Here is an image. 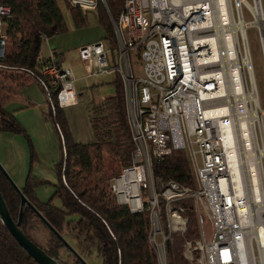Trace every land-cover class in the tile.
Segmentation results:
<instances>
[{
  "label": "built area",
  "instance_id": "built-area-1",
  "mask_svg": "<svg viewBox=\"0 0 264 264\" xmlns=\"http://www.w3.org/2000/svg\"><path fill=\"white\" fill-rule=\"evenodd\" d=\"M69 2L83 10L95 9V2L88 0ZM226 2L232 22L246 23L241 5L252 16L250 6L256 8L254 0ZM256 6L264 20L261 0ZM220 11V0H122L117 18L109 14L114 51L103 38L78 48L86 77L113 74L121 81L133 151L131 164L110 180V190L130 212L148 214V244L158 264H166L165 247L172 234L185 231L184 212L196 216L199 237L186 248L197 253V264H264V245L253 226L242 223L247 213L238 211L247 201V167L241 157L248 150L243 149L238 117L216 57L230 23L221 19ZM11 20L10 7L0 4V58ZM234 33L240 51L242 33ZM131 54L139 63L138 75L132 70ZM40 73L55 90L60 108L79 103L72 69L56 62L53 53L40 64ZM175 150L186 152L194 187L170 180L157 189L153 164ZM260 169L264 185L261 161ZM186 198L192 201L190 207L172 206Z\"/></svg>",
  "mask_w": 264,
  "mask_h": 264
},
{
  "label": "trees",
  "instance_id": "trees-1",
  "mask_svg": "<svg viewBox=\"0 0 264 264\" xmlns=\"http://www.w3.org/2000/svg\"><path fill=\"white\" fill-rule=\"evenodd\" d=\"M96 0L98 25L103 39L114 51L110 16L115 20L122 8V0ZM73 25L83 27L85 17L80 7L64 0ZM11 9L12 20L4 56L0 58V131L21 134L27 141L30 160L36 161L32 142L6 104L31 84L40 87L46 97L44 118L51 122L58 141L59 158L53 166L56 176L54 192L46 202L36 199L34 188L45 183L28 174L21 192L40 215L63 238L70 235L79 249L86 253L95 246L102 264H158L156 255L148 244L149 217L145 212H130L118 204L110 190V180L119 175L122 167L131 164L133 143L127 121L121 81L115 77L114 93L88 105V119L93 141L82 143L72 137L66 116L57 104L55 90L40 73L39 55L44 39L67 31L63 14L56 0H0ZM28 106H33L28 103ZM159 189L162 182L175 181L186 188L194 187V178L187 154L172 151L152 167ZM0 193L11 218L16 221L20 210L17 191L0 169ZM58 204H55V201ZM175 204L189 207L190 198ZM76 214V219H66ZM188 218L183 233H174L166 243V264H190L183 257L185 241H194L198 235L196 216L184 212ZM161 216H163L161 214ZM43 226L48 237L45 246L32 238V231ZM23 234L59 264V251L65 244L54 234L37 214L24 206L19 225ZM64 239V238H63ZM71 256V255H70ZM71 264H83L75 256ZM0 264H37L15 241L0 221Z\"/></svg>",
  "mask_w": 264,
  "mask_h": 264
},
{
  "label": "rangeland",
  "instance_id": "rangeland-1",
  "mask_svg": "<svg viewBox=\"0 0 264 264\" xmlns=\"http://www.w3.org/2000/svg\"><path fill=\"white\" fill-rule=\"evenodd\" d=\"M56 1L63 14L67 26V31L62 34L65 35V39L68 41L63 46H60V49L64 52L66 56L65 65L69 64L72 61L79 62L78 48L80 46L73 48L72 44L73 42H76L81 39H90L89 41H92L91 38L93 37L96 38V36L99 37V35L101 34V27L98 25L97 11L95 9L86 10L85 25L83 27H75L70 17L69 11L65 6L64 0H56ZM88 1L96 3V0H88ZM247 1L249 3H252V0H247ZM261 5L264 13V0H261ZM241 7H242L243 20L247 23V26L244 30V34L242 33L243 38L240 35L238 36L240 52L242 55H245L247 53L249 60V66L245 65L243 67L245 72L246 86L250 90L251 88H253L254 85L257 102L256 103L253 102L252 105L253 107L258 106L259 109L264 112V39L262 37V31L260 35L257 29V27L259 26L256 25L257 26L256 27L253 24L255 17L251 15L249 10L246 7H244V5H241ZM104 45L108 46V42L104 41ZM44 51H45V44L43 42L41 46V53H44ZM130 58H131L132 70L135 75H138L139 63L136 61V58L134 57L133 54H131ZM74 72L76 77L74 81V89L77 92V94L81 96V98L77 105L64 107V112L70 119L71 127L73 129L75 137L80 138L81 139L80 141L82 142H89V141H93V135L91 133V128L87 119L88 104H89L88 101L93 99L94 103H99L101 99L109 95H112L115 91V86L112 83L113 80L115 79V75L112 74V75H102L97 77L80 78L81 75L85 74V70L81 69V65L79 66L77 65ZM252 126H253L255 143L260 148L264 149V113L263 115H261L260 121L255 120ZM242 157H246L245 153L242 154ZM260 161L264 172V156L260 158ZM36 162L37 161L32 162L29 159L30 166ZM55 204H58L57 200L55 201ZM173 205L177 206L178 204L176 205L175 202H173L172 206ZM76 218H77L76 214H71L67 216L66 219L71 220ZM204 223H205V227L208 228L209 226L207 224L205 217H204ZM31 235L35 242H37L41 246H45L48 237V232L43 226L41 225L38 226V229L36 231H32ZM63 238L67 242L68 246H64V248L60 249L59 251V259L61 261L66 262L67 264H71L72 263L71 256H75L77 258V256L73 253L75 252L84 261L85 264H102L101 257L97 253L95 246H92L89 252L84 253L79 249L76 242L70 235L64 234ZM194 241H189V240L185 241L183 247V257L190 264H197L196 262L197 253L195 251L188 252L186 248V243L187 242L193 243ZM254 245L255 243H253V251L255 256L257 257L258 251Z\"/></svg>",
  "mask_w": 264,
  "mask_h": 264
},
{
  "label": "crops",
  "instance_id": "crops-1",
  "mask_svg": "<svg viewBox=\"0 0 264 264\" xmlns=\"http://www.w3.org/2000/svg\"><path fill=\"white\" fill-rule=\"evenodd\" d=\"M86 10L82 9L84 17ZM103 37L104 32L101 29V34L99 37L96 36V38H91L92 41H89L90 39L78 40L73 42L72 47L76 48L77 46L92 43ZM67 41L68 40L65 39L64 34H56L50 38L44 39L43 42L45 44V51L44 53L40 52L39 62L40 64L46 62L51 53H53L54 60L62 66H69L72 69L75 77L74 70L76 69L77 65H81V69H84V64L79 58V62L72 61L65 65L66 56L60 49V46L66 44ZM84 77L88 78L85 76V74L80 76V78ZM79 98H81V96H79ZM103 99H101V101ZM91 101L94 102V100L91 99L88 101V103ZM28 103H32L33 106H28ZM5 108L9 113L13 114L15 119L28 134L36 153L37 162L30 166L28 143L21 134L0 131V167L6 173L12 183L20 190L24 187L29 173L34 178L44 181L45 183L39 184L34 188V194L37 200L40 202H46L52 197L54 192L56 176L53 171V165L59 158L58 141L53 126L50 121L44 118V111L46 110V97L39 86L36 84H31L23 89L14 100L9 101ZM62 109L64 111V108ZM65 116L73 139L75 141L82 142L80 141V138L75 137L71 127L70 119L66 114Z\"/></svg>",
  "mask_w": 264,
  "mask_h": 264
},
{
  "label": "bare ground",
  "instance_id": "bare-ground-1",
  "mask_svg": "<svg viewBox=\"0 0 264 264\" xmlns=\"http://www.w3.org/2000/svg\"><path fill=\"white\" fill-rule=\"evenodd\" d=\"M246 2V0H236L239 2ZM255 1V7L250 6L253 11L254 25L259 26L262 31V37L264 39V20L259 11L257 0ZM247 3V2H246ZM226 0H220V17L222 20L228 19L229 32L225 33V37L222 36L223 42L220 43V49L217 50L216 57L220 59L222 63V77L225 84V92H227V98L233 104V112L238 119L236 120L238 131L241 135L243 149L248 150L245 153L246 157H241L242 162L245 163L244 167H247V174H244L245 182H247V201L244 206H238V211L242 214L244 211L247 213L245 218L242 219V223L250 224L254 228L253 234L257 237L258 241L264 245V185L261 179L260 158L264 156V149L260 148L254 139L253 122L255 120L260 121L263 111L258 106L253 107L252 103L257 102L256 92L253 88L250 90L245 85L242 77L241 68L245 65L249 66V60L247 53L242 55L237 49V41H235V31H241L244 34V29L247 23L239 21H231ZM242 34V35H243ZM224 35V34H223ZM234 58V63H230V60ZM248 84V83H247ZM227 87V88H226ZM241 104V106L239 105ZM248 153V154H247ZM263 168V167H262ZM241 186H243V180L241 179ZM239 190V185H237ZM262 212V213H261ZM260 248V245L258 246ZM261 253V250H260ZM244 260V259H243Z\"/></svg>",
  "mask_w": 264,
  "mask_h": 264
},
{
  "label": "water",
  "instance_id": "water-1",
  "mask_svg": "<svg viewBox=\"0 0 264 264\" xmlns=\"http://www.w3.org/2000/svg\"><path fill=\"white\" fill-rule=\"evenodd\" d=\"M2 170V168L0 167ZM2 172L6 175V173L2 170ZM7 176V175H6ZM8 178V176H7ZM9 179V178H8ZM9 181L12 183V181L9 179ZM15 190L17 191L20 199V210L18 214V218L16 221H14L10 213L7 209V206L2 198V195L0 193V221L5 226V228L8 230V232L11 234V236L15 239V241L18 243V245L30 256L32 257L37 264H59L56 260L48 256L41 248H39L34 242H32L28 237H26L23 232L20 230L19 225L21 222L22 217V209L24 206H29L36 214L37 216L44 222V224L54 233L56 234L62 242L67 245V242L60 236L54 228L40 215V213L32 206V204L28 201V199L24 196V194L21 192L19 188H17L13 183ZM77 258L83 263L84 261L77 255V253L73 252Z\"/></svg>",
  "mask_w": 264,
  "mask_h": 264
}]
</instances>
